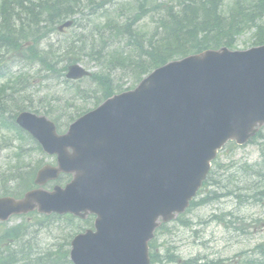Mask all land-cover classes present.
Returning a JSON list of instances; mask_svg holds the SVG:
<instances>
[{
    "label": "water",
    "instance_id": "water-1",
    "mask_svg": "<svg viewBox=\"0 0 264 264\" xmlns=\"http://www.w3.org/2000/svg\"><path fill=\"white\" fill-rule=\"evenodd\" d=\"M207 57L211 61L155 75L150 87L156 83L159 91L144 108L130 107L131 95L116 97L108 115L79 122L61 139L46 119L21 115L18 122L60 155V168L40 171L36 182L45 184L60 171L76 172V178L65 190L0 199V220L35 208L96 213L97 232L73 242L75 264H148L156 219L183 212L216 150L229 138L244 143L264 123V48ZM137 219L143 224L130 228Z\"/></svg>",
    "mask_w": 264,
    "mask_h": 264
},
{
    "label": "trees",
    "instance_id": "trees-1",
    "mask_svg": "<svg viewBox=\"0 0 264 264\" xmlns=\"http://www.w3.org/2000/svg\"><path fill=\"white\" fill-rule=\"evenodd\" d=\"M38 1V4L32 6L33 8L27 7V10H34L35 7L36 11H38L33 13L35 21L45 14L47 18H56L54 19L55 23L69 18L77 11L73 10V7L77 6L76 1L78 0ZM101 1L96 10L105 8L118 0ZM140 1H143L141 10H144V7L150 2V0ZM12 2L2 0L0 8V12L3 15L10 13L9 17L2 15L4 20L7 19V29L11 27L9 23L11 25L12 14L14 12L11 7ZM224 2L225 0H182L177 5L173 4L171 7H166L163 4L159 5L160 16L162 15L159 20V28L161 30H158L151 39L148 38L147 47L139 40L140 38L144 39V37L140 36L142 35L140 34L141 31L134 34L131 28L133 23L126 25L124 28L117 27V37L128 35L130 40L134 42L136 49L141 51L138 58L139 62L137 63V70H139L137 79H141L143 75L148 74L153 69L169 61L185 57L189 54L199 53L209 48H219L223 45L233 47L235 35L243 32L251 24L257 23V21L264 17V0H247L245 2L238 0L237 3L227 9ZM140 18L138 16L136 21ZM258 29L260 30V34L257 41L264 43V34L262 33L264 27L258 26ZM102 42V47L98 49L100 50L99 56L102 57V52H105V56L111 57L110 63L112 65L117 64L113 63L112 55L118 50L113 49L110 52L104 50L105 41ZM125 54L122 52L119 56L121 59H125L124 63L117 65L127 64V66H130L128 57ZM109 57H107V60L110 59ZM110 92H112V89ZM1 112L2 114L4 113L3 110ZM7 125L14 129V135L20 141L31 140L22 131H19L14 122ZM34 149L40 150L37 145L34 146ZM24 151L25 148L21 145L11 150L12 154L7 159L9 164L7 168L0 166V196L21 197L25 192L34 188L35 169L40 168L42 164L34 169H30L27 163L29 156ZM68 180L69 177H62L61 182L64 183ZM213 184L214 186H219L220 184L217 174L214 179V172L200 192V195L203 194V196L198 201L192 203L193 208L218 200V192L209 189V186ZM238 197L240 198L241 195ZM54 218H58V216L44 217L46 221H52ZM179 222L185 227L191 226V221L183 217H181ZM86 226L91 227L92 221L88 220ZM24 227L23 225L6 228L4 225H0V264H71L68 248L70 242L68 239H64L65 242L59 244L56 249L38 253L35 251L33 242L28 238V233L24 230ZM157 247L159 249L157 241H154L151 244V260L153 264L159 262L162 257L166 258L168 262H174L179 258L172 253L170 247H166V254L161 256ZM260 255L262 258H260ZM241 257H253L252 259H246L242 264H264V244L258 245L253 251V255H243ZM206 263L223 264V261H207Z\"/></svg>",
    "mask_w": 264,
    "mask_h": 264
},
{
    "label": "rangeland",
    "instance_id": "rangeland-1",
    "mask_svg": "<svg viewBox=\"0 0 264 264\" xmlns=\"http://www.w3.org/2000/svg\"><path fill=\"white\" fill-rule=\"evenodd\" d=\"M163 1V0H154ZM234 2V0H231ZM151 13L150 17H147L145 22L148 24L147 29L153 30L155 23L151 18L156 19L157 14ZM79 23H85L83 18H79ZM54 38L62 37V33L56 32ZM73 31H67L65 36H70ZM255 30H248L237 40L239 50H246L252 48V42L255 40ZM88 38L87 44L90 45L92 41V35L90 33L85 34ZM84 62H87L89 57L82 56ZM21 72H34L27 69L28 65L17 66ZM95 67V68H92ZM92 71L98 72V69L94 64L90 67ZM130 77V76H128ZM116 81L125 84L128 87L131 83L126 75H115ZM92 85L89 80L84 81L82 87L89 88ZM27 92L22 95H35L38 98L39 95H63L65 85L57 84L54 81H45L43 84L38 80H34L32 85H27ZM70 95V94H66ZM23 96L18 98L19 101L23 100ZM93 106L90 105L88 109ZM260 154L256 147H247L245 149H239L235 152L234 156H225L222 161L225 164H229L231 161L236 163L248 161L254 163L259 161ZM221 217L219 219L213 218V215ZM192 219L193 225L190 228L182 227L176 223H172L168 226L170 233L165 234L160 239L163 244L165 242L172 243L176 247L177 254L181 256L182 260H189L201 256L209 259H224L225 263H232V261H239L241 257H235L237 254L243 251H249L255 245L264 242V205L256 206L249 202L240 204L237 199H226L212 203L206 207L200 208L193 213L189 214ZM20 218H12L9 221V225L20 223ZM55 236L51 234L42 236L47 241H54L58 238V230H54ZM64 234H60L62 238ZM54 239V240H53ZM180 264V263H177Z\"/></svg>",
    "mask_w": 264,
    "mask_h": 264
},
{
    "label": "bare ground",
    "instance_id": "bare-ground-1",
    "mask_svg": "<svg viewBox=\"0 0 264 264\" xmlns=\"http://www.w3.org/2000/svg\"><path fill=\"white\" fill-rule=\"evenodd\" d=\"M256 198H257L258 202H263L264 201V197L263 196H256ZM243 199L246 200L247 196H244Z\"/></svg>",
    "mask_w": 264,
    "mask_h": 264
}]
</instances>
